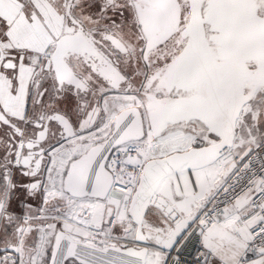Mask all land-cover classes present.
<instances>
[{"label":"snow or ice","instance_id":"snow-or-ice-1","mask_svg":"<svg viewBox=\"0 0 264 264\" xmlns=\"http://www.w3.org/2000/svg\"><path fill=\"white\" fill-rule=\"evenodd\" d=\"M0 264H264V0H0Z\"/></svg>","mask_w":264,"mask_h":264}]
</instances>
